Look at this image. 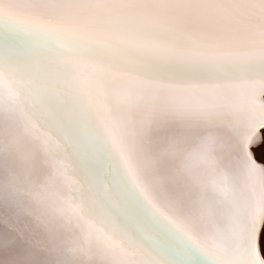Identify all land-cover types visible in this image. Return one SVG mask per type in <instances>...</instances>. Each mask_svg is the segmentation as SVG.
<instances>
[{"label": "snow or ice", "instance_id": "1", "mask_svg": "<svg viewBox=\"0 0 264 264\" xmlns=\"http://www.w3.org/2000/svg\"><path fill=\"white\" fill-rule=\"evenodd\" d=\"M264 0H0V264H264Z\"/></svg>", "mask_w": 264, "mask_h": 264}, {"label": "rangeland", "instance_id": "2", "mask_svg": "<svg viewBox=\"0 0 264 264\" xmlns=\"http://www.w3.org/2000/svg\"><path fill=\"white\" fill-rule=\"evenodd\" d=\"M262 137H264V131ZM254 152L257 160L264 163V146H255Z\"/></svg>", "mask_w": 264, "mask_h": 264}, {"label": "bare ground", "instance_id": "3", "mask_svg": "<svg viewBox=\"0 0 264 264\" xmlns=\"http://www.w3.org/2000/svg\"><path fill=\"white\" fill-rule=\"evenodd\" d=\"M263 131H264V129H261V132H260L261 137H262ZM253 151H254V149H253ZM254 156H255V152H254ZM255 159H257L256 156H255Z\"/></svg>", "mask_w": 264, "mask_h": 264}, {"label": "water", "instance_id": "4", "mask_svg": "<svg viewBox=\"0 0 264 264\" xmlns=\"http://www.w3.org/2000/svg\"><path fill=\"white\" fill-rule=\"evenodd\" d=\"M260 132H261V130H260ZM256 160H257V159H256ZM257 162L262 163V162H260V161H257Z\"/></svg>", "mask_w": 264, "mask_h": 264}]
</instances>
